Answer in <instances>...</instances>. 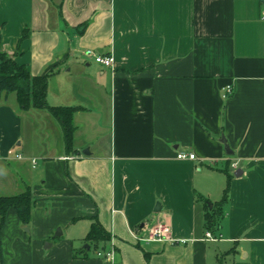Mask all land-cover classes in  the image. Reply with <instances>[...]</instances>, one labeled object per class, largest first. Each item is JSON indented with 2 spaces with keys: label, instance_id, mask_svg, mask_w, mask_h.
Segmentation results:
<instances>
[{
  "label": "crops",
  "instance_id": "0c3cea01",
  "mask_svg": "<svg viewBox=\"0 0 264 264\" xmlns=\"http://www.w3.org/2000/svg\"><path fill=\"white\" fill-rule=\"evenodd\" d=\"M261 9L0 0V54L48 76L50 107L79 109L68 152L50 112L0 101V196L29 187L35 201L29 226L8 212L0 264H264ZM96 222L110 237L98 250L86 241ZM160 226L167 237L152 240ZM104 248L114 262L97 257Z\"/></svg>",
  "mask_w": 264,
  "mask_h": 264
},
{
  "label": "trees",
  "instance_id": "16d2710c",
  "mask_svg": "<svg viewBox=\"0 0 264 264\" xmlns=\"http://www.w3.org/2000/svg\"><path fill=\"white\" fill-rule=\"evenodd\" d=\"M48 76L34 77L27 67L18 64L14 59L7 55L0 54V101L10 95H16L17 103L21 111L29 112L33 110H46L59 123L64 139V145L68 152L74 147V136L76 128L74 116L79 111L77 108L50 107L47 102ZM230 186L225 191L222 204L227 201ZM202 201V197H198ZM35 201L29 187L23 193L15 196H0V233L5 225L7 214L10 210H15L23 225L29 226ZM209 228L214 229L219 226L217 218H211L208 222ZM109 235L97 222L86 239L87 242L96 244L97 250L101 242H107ZM101 251H106L105 248ZM1 256V247H0Z\"/></svg>",
  "mask_w": 264,
  "mask_h": 264
},
{
  "label": "built area",
  "instance_id": "2783aa9c",
  "mask_svg": "<svg viewBox=\"0 0 264 264\" xmlns=\"http://www.w3.org/2000/svg\"><path fill=\"white\" fill-rule=\"evenodd\" d=\"M261 2V5H262V9H261V20L264 21V0H259ZM87 58H92L94 60L95 63L103 66V67H106V68H110L112 67L113 65V58L112 57H105V56H102V55H99V54H93V53H88L87 54ZM233 93V88L232 87H228L226 90H225V95L224 97L227 98L229 97L231 94ZM12 154V153H10ZM18 159H22L21 156H16ZM177 158L179 160H195L196 157L195 155L193 154H188L186 152H180L177 156ZM33 164H36L35 161H33ZM169 231L167 228L163 227V226H160L158 229H156L153 233V235L150 237L152 240H156V239H163V238H166L167 235H168ZM207 238L210 240V241H216V239L210 234L208 233L207 234ZM97 257L102 259V260H105V261H108V262H114L115 260V253L113 250H106V251H98L97 252Z\"/></svg>",
  "mask_w": 264,
  "mask_h": 264
},
{
  "label": "water",
  "instance_id": "95a60500",
  "mask_svg": "<svg viewBox=\"0 0 264 264\" xmlns=\"http://www.w3.org/2000/svg\"><path fill=\"white\" fill-rule=\"evenodd\" d=\"M224 144H225V148H226V152H227V154H228V155H232V153L230 152V149H229V147H228L226 141H224ZM84 154H85V155H90L89 150L84 151ZM28 231H29V229H28ZM59 233H60V234H59ZM60 235H61V231H58V233H57L56 236H60Z\"/></svg>",
  "mask_w": 264,
  "mask_h": 264
},
{
  "label": "rangeland",
  "instance_id": "374dc122",
  "mask_svg": "<svg viewBox=\"0 0 264 264\" xmlns=\"http://www.w3.org/2000/svg\"><path fill=\"white\" fill-rule=\"evenodd\" d=\"M88 149V148H87ZM96 255V254H95Z\"/></svg>",
  "mask_w": 264,
  "mask_h": 264
}]
</instances>
